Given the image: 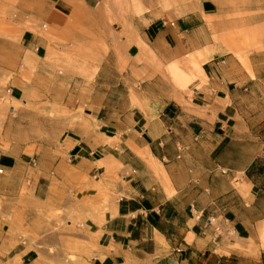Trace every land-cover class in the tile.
<instances>
[{"label":"crops","instance_id":"crops-1","mask_svg":"<svg viewBox=\"0 0 264 264\" xmlns=\"http://www.w3.org/2000/svg\"><path fill=\"white\" fill-rule=\"evenodd\" d=\"M111 1L0 0V66L33 115L0 152V197L38 205L0 204V264H264V45L229 39L264 15ZM53 209L77 226L59 253L8 221L35 231Z\"/></svg>","mask_w":264,"mask_h":264},{"label":"rangeland","instance_id":"rangeland-1","mask_svg":"<svg viewBox=\"0 0 264 264\" xmlns=\"http://www.w3.org/2000/svg\"><path fill=\"white\" fill-rule=\"evenodd\" d=\"M137 1V2H136ZM159 1V2H158ZM245 9L251 6H256L264 15V0H240ZM109 4L115 8L119 15H137L143 13H157L165 15L172 9L173 0H115ZM122 8V9H121ZM264 18L261 19L260 24L253 28H244L238 30V33L229 35V39L235 45H264ZM6 56L11 55V50L14 45H4ZM22 76L20 77L25 83L27 82L26 62L22 69ZM14 77L18 78L17 74ZM12 73L3 70L0 66V152H10L12 141L27 133L28 123L33 118V115L28 113H20L21 109H26L29 106L28 97L25 96L21 100H13L9 90L12 83ZM41 105H43L41 103ZM53 119H59L61 114H48ZM42 117V115H41ZM27 152H31L28 150ZM7 201L8 204L15 203L27 210L31 207H37V202L25 187L22 194L15 199H3L0 197V204ZM53 212L44 219L40 220V225L31 231L29 227H25L23 218L19 216L13 217L12 210L8 215V221L15 225L18 230H21L23 236L36 234L35 245L40 248L50 249L53 253H59L61 250L66 251L70 248L68 242V235L73 234L77 226L75 222L69 223L65 219H61V212L58 209H53ZM70 220V219H69ZM40 234V235H38ZM45 239L47 241L45 242ZM66 254V253H65ZM78 258L71 255L62 258L59 264H75Z\"/></svg>","mask_w":264,"mask_h":264},{"label":"bare ground","instance_id":"bare-ground-1","mask_svg":"<svg viewBox=\"0 0 264 264\" xmlns=\"http://www.w3.org/2000/svg\"><path fill=\"white\" fill-rule=\"evenodd\" d=\"M137 2V1H136ZM159 2V1H158ZM122 9V8H121Z\"/></svg>","mask_w":264,"mask_h":264}]
</instances>
